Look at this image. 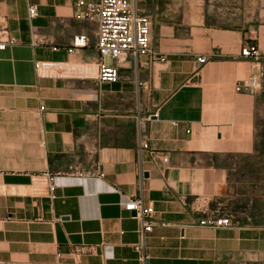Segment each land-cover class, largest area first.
I'll return each mask as SVG.
<instances>
[{
	"label": "crops",
	"instance_id": "obj_1",
	"mask_svg": "<svg viewBox=\"0 0 264 264\" xmlns=\"http://www.w3.org/2000/svg\"><path fill=\"white\" fill-rule=\"evenodd\" d=\"M77 1L0 0V41L15 39L0 49V264H141L122 195L156 210L151 264L249 261L261 223L240 209L233 226L199 221L224 215L233 166L258 147L261 92L237 87L254 75L263 85L264 0H244L251 15L225 11L230 0H137L154 56H130L117 82L40 76L36 61L100 60L98 22L77 17ZM80 1L86 12L93 0ZM77 34L87 46H73ZM250 43L259 58L242 54ZM76 246L94 250L76 257Z\"/></svg>",
	"mask_w": 264,
	"mask_h": 264
},
{
	"label": "built area",
	"instance_id": "obj_2",
	"mask_svg": "<svg viewBox=\"0 0 264 264\" xmlns=\"http://www.w3.org/2000/svg\"><path fill=\"white\" fill-rule=\"evenodd\" d=\"M83 3L79 0L76 3L77 17L95 19L98 22V42L97 48L100 53V60L96 63H68L54 61H36L35 68L40 76H75L94 78L99 83L117 82L121 79L120 66L128 61L130 56L135 59L141 54L155 55L151 49V28L152 19L149 16L142 15L137 10V0H93L87 4V11L81 12ZM30 17L37 14V6L32 5L29 8ZM15 39L0 41V49H5L9 43H14ZM89 37L87 34H77L73 38V46L76 48L88 45ZM244 56L259 58L260 52L253 43L245 45L242 48ZM106 58L115 60V63H108ZM201 63L207 62V57H199ZM261 75H254L250 80L245 81L237 87V90H258L263 91ZM146 130V122L139 119L138 131L141 133ZM141 148H150L147 140H141ZM156 159L162 162H168L169 156L163 154L159 156L153 152ZM79 176H84L80 173ZM54 184L50 189L54 190ZM115 190V188H111ZM122 207L129 211L132 216L138 218L140 222L141 242L136 245L139 252L141 264H151L150 256L146 251L145 240L148 234L154 229L156 210L153 205L145 204L142 198H134L122 195ZM201 226L220 228L224 226H233L234 221L230 215L221 216L211 215L202 218L199 221ZM166 225V223H161ZM105 258L113 256L112 246L105 245ZM94 246H76L73 254L79 257L85 252H92Z\"/></svg>",
	"mask_w": 264,
	"mask_h": 264
},
{
	"label": "rangeland",
	"instance_id": "obj_3",
	"mask_svg": "<svg viewBox=\"0 0 264 264\" xmlns=\"http://www.w3.org/2000/svg\"><path fill=\"white\" fill-rule=\"evenodd\" d=\"M241 1L243 2L240 5ZM222 5L221 2L218 5L215 4L216 7ZM223 7L225 11L230 13L236 12L237 8L242 9L243 14L246 13L247 15H251L254 11V5H251L248 1L244 2V0H230ZM213 8H215L214 4ZM260 92L257 102L258 147L254 152L244 156L241 166H233L235 179L228 193V202L225 203V208L221 209V213L230 215L234 219L240 209L248 214L250 221L256 220L264 227V90ZM240 196L243 198L242 204L237 203ZM261 231L264 234V228ZM240 264H264V242L259 246L258 252L250 253L249 261Z\"/></svg>",
	"mask_w": 264,
	"mask_h": 264
}]
</instances>
